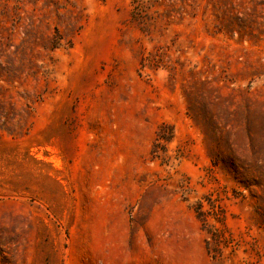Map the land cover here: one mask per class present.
Returning a JSON list of instances; mask_svg holds the SVG:
<instances>
[{
    "label": "rangeland",
    "instance_id": "1",
    "mask_svg": "<svg viewBox=\"0 0 264 264\" xmlns=\"http://www.w3.org/2000/svg\"><path fill=\"white\" fill-rule=\"evenodd\" d=\"M0 264H264V0H0Z\"/></svg>",
    "mask_w": 264,
    "mask_h": 264
}]
</instances>
